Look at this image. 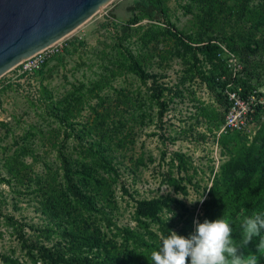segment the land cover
<instances>
[{
	"label": "rangeland",
	"instance_id": "1",
	"mask_svg": "<svg viewBox=\"0 0 264 264\" xmlns=\"http://www.w3.org/2000/svg\"><path fill=\"white\" fill-rule=\"evenodd\" d=\"M159 8L165 11L162 17L193 41L220 39L221 50L224 46L229 51L228 43L235 45L233 54L243 67L235 77L238 81L231 82L229 89L243 93L244 86L249 85L253 87L251 93L264 94V27L258 24L264 21V0H111L59 39V50L40 69L31 71L20 61L0 76V264H8L3 256L17 258L23 264H46L34 261L22 240L50 245L57 238L54 223L43 211L45 190L56 186V176L59 179L58 150L78 149L73 134L66 136L70 129L59 123L49 105L81 83L88 88L101 75L108 76L105 67L115 65L107 56L114 58L119 45L134 54L142 53L147 71L165 87L162 98L168 103L160 118L156 107H150L147 101L141 109L149 116L141 121L129 118L117 133L125 140V145L115 151L120 174L115 186L118 224L134 223L132 195L135 199L175 197L195 215H201L199 199L208 198L221 165L241 155L249 145L263 143L264 110L250 114L240 129H223L221 119L228 109L215 100L195 68L209 66L200 54L201 60L195 61L189 52H175L178 42L164 33ZM132 17L138 21L128 25ZM149 25L160 32L144 46L139 36ZM138 27L143 29L137 31ZM254 45L259 48L256 53L246 47ZM151 82L148 79L144 84L132 73H121L98 93L108 96L107 104L117 111L115 117H129L134 108L121 103L113 88H122L133 96L139 91L138 95L147 99ZM88 96L79 106L82 108L76 122L84 123L92 116L88 105H94L97 99ZM140 111L136 103L135 115ZM139 158L141 164L136 163ZM168 175L185 185L187 194L169 184ZM188 199L197 201L190 204ZM173 209L180 213L179 208ZM171 214L166 213L167 217ZM241 221L232 226L237 245L242 244ZM257 243L258 238H254L241 251L257 254ZM258 264H264V257H259Z\"/></svg>",
	"mask_w": 264,
	"mask_h": 264
},
{
	"label": "trees",
	"instance_id": "2",
	"mask_svg": "<svg viewBox=\"0 0 264 264\" xmlns=\"http://www.w3.org/2000/svg\"><path fill=\"white\" fill-rule=\"evenodd\" d=\"M158 12L159 19L164 24V33L178 42L175 52L179 55L189 52L195 61L201 60L200 54L202 61L209 66L207 69H199L195 66L196 62L194 65L200 80L206 84L215 100L228 109L230 100L224 90L229 88V83L238 80L231 76L225 58L219 56L222 51L220 39L193 41L190 36L182 35L166 17H162L165 13L163 8H159ZM137 21L138 18L132 17L127 24H135ZM258 24L264 27L263 20H259ZM140 29L143 28H136L137 31ZM159 32L153 29V25H149L140 34L139 41L146 46ZM228 46L232 52L237 50L235 45L228 43ZM246 47L252 53L259 50L256 45L253 48ZM141 54H134L119 45L114 58L112 55L107 56V60L115 65L111 69L105 67L108 76L101 75V78L91 82L88 88L81 83L54 102L53 97L48 94L47 98L52 101L49 105L53 110L52 115L60 124L70 129L66 136L73 134L78 149L75 152L62 148L58 150L59 179L56 176V186L50 189L47 187L45 190L47 196L44 199L43 211L49 215V222L54 223L53 232L57 238L50 245L22 240L28 255L34 261L41 260L46 264H153L150 259L151 252L159 249L162 238H167L171 231L187 237L194 231V220L203 223L205 219L213 221L224 218L229 222L234 220L230 222L233 226L254 212H264L263 141L257 146L249 145L241 155L232 156L221 165L208 191V198L203 200L201 215H195L194 210L187 208L182 200L175 197L153 196L135 199L132 195L134 206L131 220L134 223H117L115 212L118 203L115 186L120 174L115 151L125 145V140L122 136L117 137V133L125 128L129 118H140L141 121L149 116L141 109L147 101L150 107H156V116L160 118L168 103V100L162 98L165 87L158 83L155 74L147 71L144 56ZM121 73H132L144 84L148 79L152 82L147 99L138 95L139 91L137 96H133L122 88L116 90L112 87L121 103L134 108V111L137 103V109L141 110L137 115L133 111L129 117L117 118V111H112V106L107 104L108 96L98 92ZM244 88V92L240 93L243 97L247 95V91L253 89L249 85ZM88 95L97 99L94 105H88L92 116L84 123L76 122V114L82 108L79 109V106L85 102ZM262 110L264 109L261 106H257L251 114L256 115ZM221 120L223 122L224 118ZM136 163L141 164L142 158L137 159ZM167 180L177 191L187 194L186 186L180 185L176 178L168 175ZM122 189L126 190L124 186ZM173 208H179L180 213H175L168 220L166 213L173 212ZM164 209L166 211H163ZM179 223L180 227L175 230ZM3 258L8 264H23L14 257Z\"/></svg>",
	"mask_w": 264,
	"mask_h": 264
},
{
	"label": "water",
	"instance_id": "3",
	"mask_svg": "<svg viewBox=\"0 0 264 264\" xmlns=\"http://www.w3.org/2000/svg\"><path fill=\"white\" fill-rule=\"evenodd\" d=\"M111 0H0V76Z\"/></svg>",
	"mask_w": 264,
	"mask_h": 264
},
{
	"label": "clouds",
	"instance_id": "4",
	"mask_svg": "<svg viewBox=\"0 0 264 264\" xmlns=\"http://www.w3.org/2000/svg\"><path fill=\"white\" fill-rule=\"evenodd\" d=\"M203 199H199L203 203ZM194 203L195 201H190ZM173 213V212H172ZM175 213L168 217L170 220ZM167 220V221H168ZM194 231L187 237L174 231L162 238L158 250L151 252L153 264H258L264 257V212H254L243 218L240 225L242 244L232 238L233 228L224 218L203 223L193 221ZM258 238L257 254L245 255L241 249Z\"/></svg>",
	"mask_w": 264,
	"mask_h": 264
},
{
	"label": "built area",
	"instance_id": "5",
	"mask_svg": "<svg viewBox=\"0 0 264 264\" xmlns=\"http://www.w3.org/2000/svg\"><path fill=\"white\" fill-rule=\"evenodd\" d=\"M58 50L59 47H57L56 41L23 59L21 61L24 63L23 67L31 71L38 70ZM219 56L225 58V63L229 72L232 77L235 78L239 70L243 67V63H240L233 52L229 51L224 46H222V51ZM229 85L230 83L228 86ZM224 91L230 100V105L224 118V130L242 128L250 114L256 110L257 106H261L264 109V94L248 92L247 95L243 97L240 95V92L235 89L226 88ZM245 104L247 105L246 107L243 106ZM241 107L242 110L240 109Z\"/></svg>",
	"mask_w": 264,
	"mask_h": 264
}]
</instances>
